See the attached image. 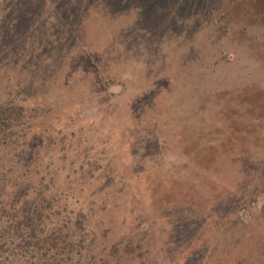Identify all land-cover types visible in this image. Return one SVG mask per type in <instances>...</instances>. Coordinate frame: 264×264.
<instances>
[{
    "label": "rangeland",
    "instance_id": "obj_1",
    "mask_svg": "<svg viewBox=\"0 0 264 264\" xmlns=\"http://www.w3.org/2000/svg\"><path fill=\"white\" fill-rule=\"evenodd\" d=\"M3 222L30 264H264V0H0Z\"/></svg>",
    "mask_w": 264,
    "mask_h": 264
},
{
    "label": "trees",
    "instance_id": "obj_2",
    "mask_svg": "<svg viewBox=\"0 0 264 264\" xmlns=\"http://www.w3.org/2000/svg\"><path fill=\"white\" fill-rule=\"evenodd\" d=\"M24 225L23 222H17L14 226V230L24 229L26 227ZM14 232L15 231L12 230L10 223H0V264H30L25 255L24 244L22 245L20 243L18 253L13 252L12 248H14V244L23 240L21 235H16ZM67 237L68 236L62 231V229L58 230V228L49 231L47 234L37 232L33 239V247L35 248L34 253L41 255L42 253H40V251L43 252L46 249L48 252L53 249H60ZM48 262H50V258L46 259V264ZM40 263L43 262L40 261ZM34 264L38 263L35 262Z\"/></svg>",
    "mask_w": 264,
    "mask_h": 264
}]
</instances>
